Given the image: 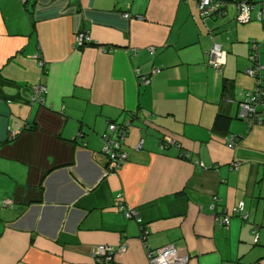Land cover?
Here are the masks:
<instances>
[{
	"label": "crops",
	"instance_id": "crops-1",
	"mask_svg": "<svg viewBox=\"0 0 264 264\" xmlns=\"http://www.w3.org/2000/svg\"><path fill=\"white\" fill-rule=\"evenodd\" d=\"M263 2L244 28L234 4L211 21L196 0H0V264H101L102 245L126 247L116 264L168 245L188 264H264V123L238 118ZM37 85L44 105L30 102ZM127 121L128 160L111 172L104 135Z\"/></svg>",
	"mask_w": 264,
	"mask_h": 264
},
{
	"label": "built area",
	"instance_id": "built-area-1",
	"mask_svg": "<svg viewBox=\"0 0 264 264\" xmlns=\"http://www.w3.org/2000/svg\"><path fill=\"white\" fill-rule=\"evenodd\" d=\"M24 2L27 0H23ZM198 2V17L204 20L211 18L212 15L218 13L219 18L221 15H226V10L229 5L234 4L237 8L236 13V22L239 24L249 23L251 20V12L254 8L251 0H197ZM264 9V3L263 8ZM262 12H260L259 16H261ZM129 17V15H126ZM92 38L89 34H79L77 37V43L79 45H84L86 42L90 43ZM264 49V42L260 45L258 43H254L253 50L258 53L259 48ZM208 57V64L215 70L220 71L222 66L226 64V52L222 50L221 46L217 43L214 44V47L210 50ZM260 57V52L258 54H254L252 59L257 61ZM264 72V66L260 63L252 66L247 69L246 73L249 77L253 78L255 81L254 92L249 91L245 94V98L240 104V112L239 117L241 119H245L249 121V127L254 125V119L257 117L256 112L259 110L260 106H264V102L262 98L264 97V77H259L261 73ZM160 73L159 69H155L152 72V76L158 75ZM152 76H143L142 83L149 85L152 82ZM46 87L43 85L34 86V89L30 96V102L32 103H43L44 98L43 94L46 93ZM255 117V118H254ZM256 123V122H255ZM259 123L263 124L262 121ZM257 123V124H259ZM131 125L130 121H127L124 124L118 125L116 123H110L108 127V132L104 135L106 140V145L104 152L108 156L110 161L108 169L111 172H116L121 169L124 164L128 160V156L126 153L122 151V140L126 138L129 126ZM16 134V133H15ZM12 135L15 137L16 135ZM171 141V139H168ZM172 142V141H171ZM235 139L232 138L231 143L229 145L230 148L234 147ZM165 144H163V147ZM198 164L205 168L203 163L198 162ZM240 164H235L234 168L237 170ZM119 199V209L124 214L125 218L128 220H132L138 217V213L136 209L132 207H128L126 203L122 200V195L118 196ZM217 201V198H215ZM5 206H12V202L10 200L4 201ZM234 214L240 215L244 220L247 219V215L244 214V204L241 203L238 208L234 210ZM244 214V215H243ZM221 225L228 228L230 225V217L225 216L221 220ZM256 242L259 239V235L255 230ZM145 239V236H142V240ZM145 242V241H144ZM126 251L125 246H121L119 248L109 245H102L96 247L95 257L98 261L103 264H116L115 257L119 253H124ZM146 253L148 257L149 264H188L189 256L187 254L182 253L178 250L174 245L164 246L158 249H149L146 248Z\"/></svg>",
	"mask_w": 264,
	"mask_h": 264
},
{
	"label": "trees",
	"instance_id": "trees-1",
	"mask_svg": "<svg viewBox=\"0 0 264 264\" xmlns=\"http://www.w3.org/2000/svg\"><path fill=\"white\" fill-rule=\"evenodd\" d=\"M197 1V0H196ZM251 2H252V4L253 5H255L256 4V0H251ZM264 3V2H263ZM197 7H198V2H197ZM237 13V12H236ZM227 15V14H226ZM222 16H225V15H221L220 17H222ZM217 17H218V13H215L214 15H212L211 16V18H209L208 20H215V19H217ZM235 21H236V17H235ZM237 23V22H236ZM239 24V23H238ZM254 43H256V42H252V48H251V52H250V56H249V59H250V61H251V66L249 67V68H251L252 66H255V65H257V64H259V62H260V57H259V59L257 60V61H254L253 59H252V56L254 55V54H258L259 52H260V55H261V53H264V49L262 48L261 49V47L259 48V50H258V53L256 52V51H254L253 50V45H254ZM257 43H258V45L260 44H262L261 42H259V41H257ZM227 54V53H226ZM248 68V69H249ZM155 70V69H154ZM247 74V73H246ZM152 76V75H151ZM259 77H263L262 76V73H261V75H259ZM153 78V77H152ZM153 80V79H152ZM232 88H233V85H232V83L230 82H228L226 79H224V82H223V95H224V97H223V100L226 102V101H229V102H231L230 100H231V98H230V96L228 95V94H230L231 93V90H232ZM33 89H34V87L32 88V91H33ZM252 92H254V90H252ZM43 98H44V102L43 103H40L41 105H44L45 104V101H46V93L45 94H43V96H42ZM262 101L264 102V97L262 98ZM38 103V102H37ZM242 102H240V104H241ZM239 112H240V107H239ZM256 114H257V117L254 119V125L255 124H257V123H259V121H262V123H264V106H260V108H259V110L256 112ZM241 121H243V122H245L247 125L248 124H250L249 123V121H247V120H245V119H241L240 117H238ZM229 122H230V118L229 117H227V116H225V115H223V114H218L217 115V118H216V126L217 127H222V128H225V127H228L229 126ZM256 122V123H255ZM128 132H129V129H128ZM128 132H127V134H128ZM16 138V137H15ZM11 139H14V137H10V140ZM103 156L105 157V159H107V161L110 163V161H109V159H108V156L106 155V153H103ZM4 201H6V200H4ZM4 201H3V205H4ZM5 206V205H4ZM101 264H103V263H101Z\"/></svg>",
	"mask_w": 264,
	"mask_h": 264
},
{
	"label": "rangeland",
	"instance_id": "rangeland-1",
	"mask_svg": "<svg viewBox=\"0 0 264 264\" xmlns=\"http://www.w3.org/2000/svg\"><path fill=\"white\" fill-rule=\"evenodd\" d=\"M253 9H254V8H253ZM253 9H252V11H253ZM251 19H252V12H251ZM250 21H251V20H250ZM240 26L246 28V27L248 26V23H246V24H241ZM253 42H256V43H257V40H255V41H253ZM259 42L263 43L262 41H259Z\"/></svg>",
	"mask_w": 264,
	"mask_h": 264
},
{
	"label": "water",
	"instance_id": "water-1",
	"mask_svg": "<svg viewBox=\"0 0 264 264\" xmlns=\"http://www.w3.org/2000/svg\"><path fill=\"white\" fill-rule=\"evenodd\" d=\"M31 104L33 105L34 103L31 102Z\"/></svg>",
	"mask_w": 264,
	"mask_h": 264
},
{
	"label": "bare ground",
	"instance_id": "bare-ground-1",
	"mask_svg": "<svg viewBox=\"0 0 264 264\" xmlns=\"http://www.w3.org/2000/svg\"><path fill=\"white\" fill-rule=\"evenodd\" d=\"M131 122V121H130Z\"/></svg>",
	"mask_w": 264,
	"mask_h": 264
}]
</instances>
